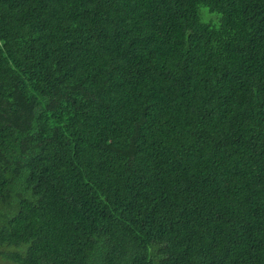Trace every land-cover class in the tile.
<instances>
[{"label":"trees","instance_id":"1","mask_svg":"<svg viewBox=\"0 0 264 264\" xmlns=\"http://www.w3.org/2000/svg\"><path fill=\"white\" fill-rule=\"evenodd\" d=\"M0 264H264V0H0Z\"/></svg>","mask_w":264,"mask_h":264}]
</instances>
